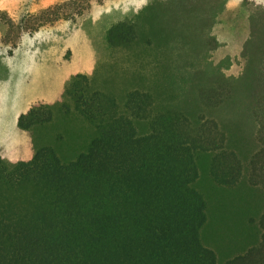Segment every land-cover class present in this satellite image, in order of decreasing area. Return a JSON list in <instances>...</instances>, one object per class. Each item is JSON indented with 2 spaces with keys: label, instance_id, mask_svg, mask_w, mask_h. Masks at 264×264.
I'll list each match as a JSON object with an SVG mask.
<instances>
[{
  "label": "trees",
  "instance_id": "16d2710c",
  "mask_svg": "<svg viewBox=\"0 0 264 264\" xmlns=\"http://www.w3.org/2000/svg\"><path fill=\"white\" fill-rule=\"evenodd\" d=\"M224 4L151 1L18 116L33 152L0 156V264H264V11L231 76Z\"/></svg>",
  "mask_w": 264,
  "mask_h": 264
},
{
  "label": "rangeland",
  "instance_id": "374dc122",
  "mask_svg": "<svg viewBox=\"0 0 264 264\" xmlns=\"http://www.w3.org/2000/svg\"><path fill=\"white\" fill-rule=\"evenodd\" d=\"M153 0H0V156L28 159L29 132L17 118L35 102L52 103L76 74L91 76L105 61V35ZM212 28L219 43L212 60L237 76L240 51L249 35V16L264 0H224Z\"/></svg>",
  "mask_w": 264,
  "mask_h": 264
}]
</instances>
